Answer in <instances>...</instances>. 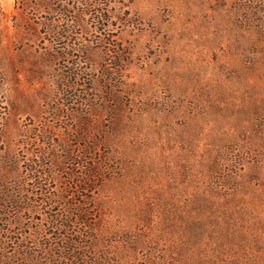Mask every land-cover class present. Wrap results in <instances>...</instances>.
<instances>
[{
	"label": "rangeland",
	"instance_id": "374dc122",
	"mask_svg": "<svg viewBox=\"0 0 264 264\" xmlns=\"http://www.w3.org/2000/svg\"><path fill=\"white\" fill-rule=\"evenodd\" d=\"M0 264H264V0H0Z\"/></svg>",
	"mask_w": 264,
	"mask_h": 264
},
{
	"label": "trees",
	"instance_id": "16d2710c",
	"mask_svg": "<svg viewBox=\"0 0 264 264\" xmlns=\"http://www.w3.org/2000/svg\"><path fill=\"white\" fill-rule=\"evenodd\" d=\"M34 162V164H35V166H33V165H30V167H28V169H29V171H31V172H33L34 171V169H35V167H37L38 166V164L39 163H37L36 161H33ZM6 166H10V170H16V169H14V163H8ZM37 170V169H36ZM49 199V198H48Z\"/></svg>",
	"mask_w": 264,
	"mask_h": 264
}]
</instances>
